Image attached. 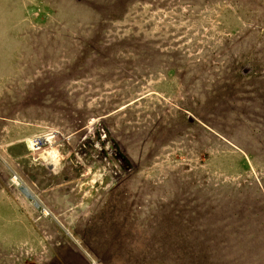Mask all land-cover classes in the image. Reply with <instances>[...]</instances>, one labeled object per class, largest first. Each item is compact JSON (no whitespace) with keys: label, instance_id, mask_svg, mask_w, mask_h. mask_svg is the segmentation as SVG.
<instances>
[{"label":"rangeland","instance_id":"obj_1","mask_svg":"<svg viewBox=\"0 0 264 264\" xmlns=\"http://www.w3.org/2000/svg\"><path fill=\"white\" fill-rule=\"evenodd\" d=\"M0 264H264V0H0Z\"/></svg>","mask_w":264,"mask_h":264},{"label":"water","instance_id":"obj_2","mask_svg":"<svg viewBox=\"0 0 264 264\" xmlns=\"http://www.w3.org/2000/svg\"><path fill=\"white\" fill-rule=\"evenodd\" d=\"M104 134H105V131L103 130V128L101 129L100 132L97 129H92L89 132V134H87V136L85 137V141L90 142V143H92V144H94L96 146H99L101 148L102 152H104V149L102 148L101 143H100L101 138L103 139V141L107 142V139H106ZM111 151L120 160L121 164L126 169L130 168V163H129L128 159H127V156L123 155L120 152V150H118V149H114V150H111ZM22 188H23V190L25 189L24 187H22ZM26 193H28L27 195H29L30 197H33V198L36 197L30 191H26Z\"/></svg>","mask_w":264,"mask_h":264},{"label":"bare ground","instance_id":"obj_3","mask_svg":"<svg viewBox=\"0 0 264 264\" xmlns=\"http://www.w3.org/2000/svg\"><path fill=\"white\" fill-rule=\"evenodd\" d=\"M21 185H22V184H21ZM22 187H24V188H25L24 190H23V188H21V189L23 190V192H24L26 195L28 194V193H26V191H30V190H31V189L29 190V189H28V187H27V186H25V185H24V186H22ZM30 192H31V191H30ZM29 194H30V193H29ZM28 196H29V195H28ZM29 197H30V196H29ZM32 198H33V197H32ZM34 200H35V201H37L35 198H34ZM45 211H47V209H45Z\"/></svg>","mask_w":264,"mask_h":264}]
</instances>
